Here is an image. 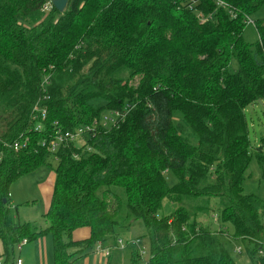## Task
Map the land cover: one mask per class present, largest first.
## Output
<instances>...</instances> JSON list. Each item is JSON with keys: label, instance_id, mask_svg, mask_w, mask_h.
Returning <instances> with one entry per match:
<instances>
[{"label": "trees", "instance_id": "obj_1", "mask_svg": "<svg viewBox=\"0 0 264 264\" xmlns=\"http://www.w3.org/2000/svg\"><path fill=\"white\" fill-rule=\"evenodd\" d=\"M221 1L236 19L212 0L194 8L211 16L204 23L184 0H69L62 13L52 5L44 12L48 0H0L4 264H14L22 242L47 236L53 264H72L71 249L95 245L127 251L128 264H236L226 236L241 246L238 255L264 264V201L243 192L252 155L264 171V137L251 153L245 118L264 100V20L253 21L254 42L244 35L245 18L264 0ZM35 107L46 112L41 132L32 128ZM106 112L119 118L95 128L85 144L92 151L41 146ZM41 167L55 175L43 230L10 212L12 185ZM165 200L177 207L160 216ZM212 201L217 230L197 222L214 212ZM137 221L143 233L133 236ZM83 228L89 238L73 242ZM145 240L143 261L130 242Z\"/></svg>", "mask_w": 264, "mask_h": 264}, {"label": "crops", "instance_id": "obj_2", "mask_svg": "<svg viewBox=\"0 0 264 264\" xmlns=\"http://www.w3.org/2000/svg\"><path fill=\"white\" fill-rule=\"evenodd\" d=\"M38 171H40V168L16 181L10 189V202L12 206H15L14 210H16L15 215H12V217L19 223L36 225L35 218L41 215L44 219V215L49 209L55 175L52 168ZM31 195L35 196L34 200L30 199ZM40 207L41 212H39ZM42 226H38L39 229L43 230L46 227L45 220ZM89 236L90 230L88 228L78 229L72 233L71 240L73 242H82L87 240ZM15 252H17V256L15 255L14 259L19 257L25 264H53L52 245L48 236L25 243L20 251ZM124 252L125 250L123 251L122 249L112 251L108 248L103 249L99 245L87 250L73 248L71 249V253L74 254L72 264H128ZM2 254L3 248L0 242V259L2 264H4ZM146 259L144 257V260Z\"/></svg>", "mask_w": 264, "mask_h": 264}, {"label": "rangeland", "instance_id": "obj_3", "mask_svg": "<svg viewBox=\"0 0 264 264\" xmlns=\"http://www.w3.org/2000/svg\"><path fill=\"white\" fill-rule=\"evenodd\" d=\"M52 1L53 0H48V2H51V3ZM48 2L44 8V12H48L50 9V6L52 5L51 3L49 4ZM250 19L252 21L264 20V8L261 9L259 12H257ZM244 35L246 36L248 42L255 41L256 34L252 26H246ZM263 104H264V100L256 103L254 106H249L245 109V118L248 124L251 153L254 152L255 148H258L261 145V138L264 137V107H263ZM86 142L84 139L85 144ZM76 145L79 146L80 143H76ZM46 169L48 170L49 168L42 167L40 168V171L42 170L45 171ZM164 177L169 186H173L176 184V178L171 172L164 173ZM243 192L245 194L255 195L264 201V171L257 165L254 155H252L249 167L244 174ZM30 197H31L30 198L31 200L35 199L34 195H31ZM211 205H212V208H214V212L208 214L207 217L203 216L202 214H199L197 216V222L199 224L201 222L204 224L207 223V225H209L212 230H217L218 229V224L216 222L217 212L215 211L217 210V203L215 201H212ZM176 207H177L176 205L171 204L170 202L165 200L163 202V209L161 210L159 215L160 216L170 215L171 213L174 212ZM10 208H11L12 215H15V212H16V210H14L15 206L11 205ZM39 212H41V207L39 208ZM35 221L37 222L36 226L41 227L42 225H44V219L41 217V215H38L37 218H35ZM226 229L228 230L227 232L229 234L232 233V229L229 226L226 227ZM131 231H132L131 235L140 236L141 233H143L141 222L137 221L136 223H134L133 228H131ZM123 237L125 238V235H123ZM223 241L226 245L228 252L230 253L231 257L234 259L236 264H251V262L249 261V259L246 257L245 254L242 253L241 255H235L234 251L236 248H240L242 251V248L238 243L233 241L228 236H226V238H224ZM138 249L142 252V260L144 261V257L147 258L146 240L139 242ZM125 252L127 253V251ZM15 255L17 256V252H15Z\"/></svg>", "mask_w": 264, "mask_h": 264}, {"label": "built area", "instance_id": "obj_4", "mask_svg": "<svg viewBox=\"0 0 264 264\" xmlns=\"http://www.w3.org/2000/svg\"><path fill=\"white\" fill-rule=\"evenodd\" d=\"M185 4L187 5L189 10H193L195 12L196 18L198 20L199 23H204L208 20L211 19V16H204L202 14V12L195 10V6L198 4V0H184ZM212 2L214 3L216 9H220L225 11V13L228 15V17L231 20L236 19L237 17V11L229 4L221 1V0H212ZM49 4L51 2H48ZM52 4V3H51ZM244 24L246 26H254V22L246 17ZM36 111H34L33 116H32V122H33V130L35 132H41L44 128L43 126V122L45 121L46 118V112L43 109L40 108H36ZM119 118V114L118 112H106L104 113L101 118L99 120H94L93 123L91 125H84L79 127L76 131L73 132H62L60 130H58L54 136L50 137V140L47 142L46 140H43L41 143V146H46L47 149L49 150L50 153H55L57 152L61 147L66 146L69 143H80V146H84V139L85 142L87 141V139L89 137H91L90 135L92 133H94L95 128L96 127H101V128H111L114 127L116 124V120ZM26 145V140L21 142V143H16L13 145L14 150L17 151L20 148H22L23 146ZM85 149L82 150L81 153L84 152H90L92 151L91 148L87 145L84 146ZM262 224L264 227V215L262 216ZM132 245H135L138 247L139 242L138 241H131L130 242ZM25 242H22L21 245L16 247V251H20L22 245H24ZM118 245L120 248H124L125 244L122 241H118ZM142 253V252H141ZM235 254H240L241 253V249L240 248H236L234 251ZM259 256H264V249H260L259 250ZM0 264H2V260L0 259ZM14 264H25L21 258L17 257L14 260Z\"/></svg>", "mask_w": 264, "mask_h": 264}, {"label": "water", "instance_id": "obj_5", "mask_svg": "<svg viewBox=\"0 0 264 264\" xmlns=\"http://www.w3.org/2000/svg\"><path fill=\"white\" fill-rule=\"evenodd\" d=\"M68 1L69 0H53L52 6L59 13H62L66 9Z\"/></svg>", "mask_w": 264, "mask_h": 264}]
</instances>
